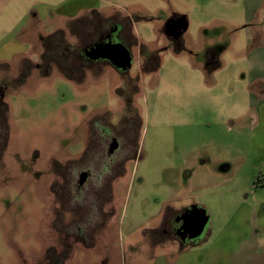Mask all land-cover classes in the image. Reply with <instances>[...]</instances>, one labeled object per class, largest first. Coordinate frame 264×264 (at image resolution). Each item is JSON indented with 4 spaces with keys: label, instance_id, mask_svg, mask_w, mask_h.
I'll list each match as a JSON object with an SVG mask.
<instances>
[{
    "label": "rangeland",
    "instance_id": "374dc122",
    "mask_svg": "<svg viewBox=\"0 0 264 264\" xmlns=\"http://www.w3.org/2000/svg\"><path fill=\"white\" fill-rule=\"evenodd\" d=\"M245 2L73 0L31 22L28 53L0 57V264H264V82L248 63L264 0L251 16ZM94 10L111 17L79 20ZM108 39L129 44L128 72L88 57ZM75 56L80 80L51 60ZM81 171L89 199L66 206ZM186 207L209 218L196 243L161 230Z\"/></svg>",
    "mask_w": 264,
    "mask_h": 264
},
{
    "label": "crops",
    "instance_id": "0c3cea01",
    "mask_svg": "<svg viewBox=\"0 0 264 264\" xmlns=\"http://www.w3.org/2000/svg\"><path fill=\"white\" fill-rule=\"evenodd\" d=\"M70 2L73 3V0H0V57L8 59L21 53H28L29 42L23 40L21 36L29 29L31 22L40 21L57 11L62 12L61 10L67 8ZM245 3L246 12L251 16L262 7L263 0H246ZM26 23L27 26H24ZM248 63L250 83L264 82L263 43H259L250 51ZM262 105L264 106V99L260 103V106Z\"/></svg>",
    "mask_w": 264,
    "mask_h": 264
},
{
    "label": "flooded vegetation",
    "instance_id": "af4514ba",
    "mask_svg": "<svg viewBox=\"0 0 264 264\" xmlns=\"http://www.w3.org/2000/svg\"><path fill=\"white\" fill-rule=\"evenodd\" d=\"M122 23H117L116 26L114 28H116L117 26L120 27L119 31H118V36H120V40H124L126 38H128V32H127V29H128V25H127V20L124 19V20H121ZM100 26V23L98 25V27ZM97 27V28H98ZM167 27H169L167 25ZM176 27V22L175 23H172L170 25V30H173V31H176V29L174 30V28ZM101 28V27H100ZM112 32V31H111ZM110 35L108 34V37ZM171 39H173L172 37L174 35H168ZM109 43H112V44H123L126 46V48L129 50L130 52V57H131V64H132V60H133V54H132V51L130 50V47H129V44L126 43L125 41H120V42H115L113 40H110L108 39L107 41H101L97 44H95L94 46H89L90 48L87 51V54H88V57H90L91 59H93V61H95L96 59L97 60H105L107 62H109L111 65H114L112 64L109 60L107 59H103V58H99L97 56H91L90 55V50L92 48H95V47H98L99 45L101 44H109ZM91 66V65H90ZM117 70H119L120 72H123V73H126L128 72L129 68L130 67H127V68H120L116 65H114ZM116 135V134H115ZM113 135L112 137V140H111V149L109 150L110 153H114L116 151V149H118L120 147V143L118 141V137ZM88 175V172H85V171H81L79 173V177H67L65 180H66V190H67V193L69 192V194H71V192H73L71 194V199H67V203H65L66 206H71L74 208V204L75 203H79L80 205L84 203V201H86L87 199H89V195H90V192L92 191L90 189V186L88 188V179H89V176ZM77 180V181H76ZM96 183V180L94 182V184ZM77 184V185H76ZM52 190H53V186H52ZM82 201V203H81ZM167 216V215H166ZM168 217V216H167ZM169 218L168 219L169 221L168 222H172L170 225H168V222H167V225L164 226V222L162 224V232H167L169 235L172 234L179 242H183V243H196L200 238L199 237H195L194 234H197L198 231L200 229H202V224L200 223V221L198 220V216H197V213L195 211V208H182L180 210H175L174 212H172V214L169 215ZM75 222V224H66V227L67 229L70 228V227H73V229H77L78 231L81 230V228L83 227V220L81 219V221L77 220V221H73ZM171 229V230H170ZM82 232V231H81ZM167 236V235H166Z\"/></svg>",
    "mask_w": 264,
    "mask_h": 264
},
{
    "label": "water",
    "instance_id": "95a60500",
    "mask_svg": "<svg viewBox=\"0 0 264 264\" xmlns=\"http://www.w3.org/2000/svg\"><path fill=\"white\" fill-rule=\"evenodd\" d=\"M175 29L184 30L186 29V24L182 23V20H178L176 21ZM90 55L107 59L112 64L120 68H127L131 66L130 52L126 48V46L121 43L119 44L109 43L107 45L101 44L98 47L92 48L90 50ZM195 211L197 213L198 220L203 226L202 229H200L197 234H194L195 237H199L202 235V233H204L209 218L205 211H201L199 209H195Z\"/></svg>",
    "mask_w": 264,
    "mask_h": 264
},
{
    "label": "trees",
    "instance_id": "16d2710c",
    "mask_svg": "<svg viewBox=\"0 0 264 264\" xmlns=\"http://www.w3.org/2000/svg\"><path fill=\"white\" fill-rule=\"evenodd\" d=\"M111 16H108V15H105L104 13H100L99 11L97 10H94L93 11V17L92 19L91 18H86V17H82L80 18L79 20H89V23L92 24L91 22H94V20L96 21V25H101L102 22H107L109 19H110ZM77 20L74 21V23L76 22ZM82 23V22H80ZM73 26V25H72ZM58 32V31H57ZM57 32L53 33V34H56ZM52 34V35H53ZM51 36V35H49ZM66 42V41H65ZM54 63L57 64V66L59 67V70L68 78L70 79H83L84 77V71L85 69H88L90 67V65H87L86 63L82 62L81 60L78 59L77 56L73 57L72 58V61L70 62V68L68 66H65L62 67L60 64H59V61H57L56 59L52 58L51 59ZM24 61L27 62V59H25ZM31 62L27 63V64H30ZM53 63V64H54ZM50 64V63H49ZM52 64V63H51ZM55 65V64H54ZM6 106L3 102L0 101V126H2L3 124V128L5 130H7V121L5 119V111H6Z\"/></svg>",
    "mask_w": 264,
    "mask_h": 264
}]
</instances>
